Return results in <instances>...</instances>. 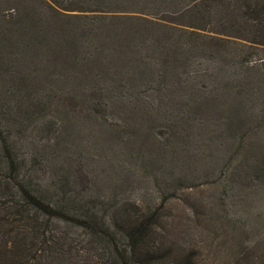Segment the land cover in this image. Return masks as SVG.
<instances>
[{"label": "rangeland", "instance_id": "374dc122", "mask_svg": "<svg viewBox=\"0 0 264 264\" xmlns=\"http://www.w3.org/2000/svg\"><path fill=\"white\" fill-rule=\"evenodd\" d=\"M129 3L133 7L125 2L136 12H145L141 15L152 18L150 12H156L160 17L167 16L166 22L179 28L195 26L228 41L246 36V25L239 30L233 23L236 14H232V9L221 6L217 9L211 1L129 0ZM220 3L228 5L229 0ZM80 6V0H0V117L2 130L21 157V173L35 185L52 189V193L55 185L62 183L74 198L83 204L88 202L92 212L113 228L118 241L124 242L118 227L127 215L124 209L141 212V208L136 209V198L142 192L145 195L142 207L159 206L153 179L163 169L161 151L167 144L173 150L170 155L176 156L177 170L190 171L191 178L169 196L168 205L159 209L156 233L168 237L167 240L177 243L178 250L188 254L181 246L186 241L196 264H236L237 258L247 264L252 259L253 262L263 259L264 172L259 182L248 179L247 174L254 156L261 148L264 150V120H254L242 113L259 105L253 91L259 90L264 96V81L250 76L241 80L244 75L241 67L216 65L217 62L203 57L197 64L202 77L196 80V91L209 101L202 108H193L190 86L169 87L164 92L162 107L167 113L158 122L176 116L184 96L188 105L180 111L189 120L186 132H173V127L169 132H159L161 135L136 132V110L139 111L136 101L109 100L106 109H102L104 116L95 124L87 113L89 104L68 98L72 89L87 86L86 82L62 78L61 69L67 68L56 63L59 58L52 50L54 43L49 44V51L40 50L44 40L37 35L38 28L51 29L62 19L55 17L58 11L67 13L65 9H69L72 14H84L79 11ZM135 24L136 21L125 19L123 25L117 23L116 27L126 38ZM149 25L144 20L137 22L141 28ZM106 54L103 52V58ZM201 56L195 55L196 60ZM263 58L264 51L253 53L254 61ZM132 68L136 71L135 64ZM235 73L239 76H234ZM147 95L151 96V92ZM126 110L134 113L135 125L126 132H117L116 125L122 122ZM193 118L198 121L197 128H189ZM57 120H65L68 127L61 138L51 130ZM143 122L150 124L149 119ZM172 124L177 125L175 120ZM244 134L247 148L238 136ZM261 160L264 168V156ZM4 171L0 168V176ZM52 223L71 237L83 234L80 227L57 220ZM157 263L170 264L169 259Z\"/></svg>", "mask_w": 264, "mask_h": 264}, {"label": "trees", "instance_id": "16d2710c", "mask_svg": "<svg viewBox=\"0 0 264 264\" xmlns=\"http://www.w3.org/2000/svg\"><path fill=\"white\" fill-rule=\"evenodd\" d=\"M126 1L132 6L129 0H80L79 11L84 14H72L69 9H65L69 11L67 13L58 11L55 17L62 19L55 27L37 30V35L44 40L40 50L49 51V44L54 43L52 50L59 58L56 63L67 68L61 69L62 78L68 76L74 81L86 82L87 86L72 89L68 98L89 104L87 113L95 124L104 116L101 115L102 109H106L104 106L107 107L109 100L136 101L139 109L136 110V132L161 135L159 132H169L170 127L175 129L173 132H186L189 120L180 111L188 105L184 96H181L179 113L158 122L167 113L162 107L164 92L169 87L181 89L190 86L193 108H202L209 101L207 96L196 91V80L202 77L197 64L203 57L217 62L216 65L241 67L240 70L244 71L241 80L250 76L264 81V58L252 59L255 51H264V0H229L228 5L220 3V0H204L214 2L217 9L218 6L232 9V14H236L233 23L239 30L246 25V36L230 41L195 26L193 29L179 28L166 22L169 21L167 16L160 17L156 12H150L152 18H148L140 14L145 12H136L125 4ZM125 19L136 21L126 38L119 34L120 27H116L117 23L123 25ZM138 20L150 25L138 27ZM103 52L107 53L105 58ZM195 55L202 56L196 60ZM29 75L33 80V75ZM234 76H239V73ZM92 83L93 91L90 88ZM149 91L151 96L147 95ZM91 92L94 97H91ZM253 95L260 101V106L248 107V111L242 114L254 120H264V96L259 90H254ZM105 96L107 99H102ZM133 114L125 111L124 119L116 125L117 132H126L134 127ZM144 119H149L150 124H145ZM174 120L177 125L172 124ZM192 120L189 128H197L198 121ZM64 123L65 120H57L52 124L53 135L58 134L61 138L67 132L68 127ZM2 126L0 117V161L4 164L0 168L5 170V174L0 176V264H159L158 261L167 259L170 264H196L197 260L190 253L193 250L186 246V241L181 246L187 249L188 254L178 250L177 243L170 242L166 239L168 237L156 233L159 209L168 205L171 202L169 196L191 178L190 171L177 170L176 156L170 155L173 150L167 144V148L163 147L161 151L163 169L158 170L153 179V191L159 206L154 209L142 207L145 195L140 193L136 198V209L141 208L142 213L140 209L138 212L124 209L127 215L118 224L124 240L121 242L113 228L111 230L101 216L92 212L89 203L83 204L74 198L62 183V187L57 183L52 193V189L35 185L21 173V157L15 153ZM238 136L247 148V134ZM173 137L178 140L175 135ZM263 156L261 148L254 156V164L248 168V179L255 182L263 179ZM171 187L175 188L169 191ZM183 201L185 203V199ZM186 202L190 203V199ZM54 220L80 227L83 234L71 237L64 230L52 226ZM199 228L203 231L201 223ZM236 264L245 263L237 258ZM247 264H264V258L258 262L252 259Z\"/></svg>", "mask_w": 264, "mask_h": 264}]
</instances>
